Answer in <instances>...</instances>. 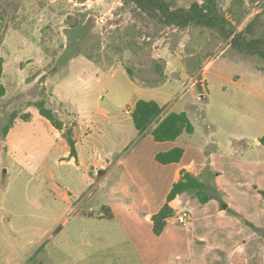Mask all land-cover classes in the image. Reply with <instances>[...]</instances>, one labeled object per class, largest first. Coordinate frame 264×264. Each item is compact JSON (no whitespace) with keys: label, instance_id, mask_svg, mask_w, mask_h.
<instances>
[{"label":"rangeland","instance_id":"1","mask_svg":"<svg viewBox=\"0 0 264 264\" xmlns=\"http://www.w3.org/2000/svg\"><path fill=\"white\" fill-rule=\"evenodd\" d=\"M169 1L188 8L205 0ZM215 1L234 33L253 22V37H264V0ZM229 39L204 26H167L129 0H0V81L6 90L0 99V264H180L169 245H155L152 221L145 220L166 202L164 184H142L145 194L130 189L129 196L122 194L121 210L101 217L102 206L115 202L109 199L112 187L134 185L126 169L134 177L151 169L146 159L137 174L131 165L143 135L135 138L128 127L125 109L135 97L129 76L147 85L168 78L184 81L186 86L175 92L174 112L185 111L195 132L183 133L178 141L207 157L232 154L235 161L228 169L242 178L239 162H260L257 172L264 169V145L256 142L264 136V62L233 48ZM182 66L191 80L179 76ZM112 67L120 72L107 83L104 76ZM94 73L104 81L88 94ZM41 101L63 122L64 140L67 130L74 142L75 135L86 134L83 122L89 125L93 113L124 123V135L112 127L102 130L104 137L93 134L100 150L112 154L113 166L86 180L82 167L66 164L63 146L54 132L48 134L49 123L39 114ZM13 114L12 126L23 130L17 132L15 154L2 135ZM79 147L87 162L85 145ZM214 183L218 196L209 201L221 206L226 192ZM243 197L252 200L248 193ZM229 214L249 226L245 216ZM178 215L187 216L185 226L176 221ZM201 220L189 208L174 209L166 232H185L194 255L207 263L232 264Z\"/></svg>","mask_w":264,"mask_h":264},{"label":"crops","instance_id":"2","mask_svg":"<svg viewBox=\"0 0 264 264\" xmlns=\"http://www.w3.org/2000/svg\"><path fill=\"white\" fill-rule=\"evenodd\" d=\"M119 72V69H117L116 67H112V71L107 72L106 76H104V79H107L106 82L108 83L117 74H119ZM93 75L95 76V79L94 82L91 83V85H88L90 87L86 90L88 94L90 93V89L94 91L95 84L97 85L104 81L101 80V82H99L100 78H98L95 73ZM181 75H184L185 77L189 76V74L184 71L183 66L180 67L179 76ZM189 78L190 80L192 79L190 76ZM183 82H176V80L172 81L171 78H168L165 81L147 85L133 81L132 78L130 80L129 76V83L127 82L128 88L131 90L132 94L135 97L133 101H128L127 105L131 106L130 111H132L134 103L138 99L154 100L159 104V106L163 108V114L165 115L169 112L174 111V108L178 105V102H176L177 95L175 92L178 90L180 85H182V87L186 86V83ZM80 88L82 89L83 87ZM198 96L202 97L201 94H199ZM81 101L83 102V104L87 103V99H82ZM181 111L183 110L176 112ZM75 113L77 112L75 111ZM127 117L129 118V121L131 123L128 124L130 132L134 134L135 138H138V131L133 125L131 113L128 114ZM38 121L42 120L39 119ZM47 122L49 123V125L46 124L45 127L47 128L48 134L51 135L54 132L56 136V143L58 142L63 146L61 147L63 150V157L68 158L66 164H75L78 168L82 167L84 170V178L86 180H93L92 172H97V174H100L101 168H105L108 170L113 166V163L111 162L112 154H110L109 151L105 153L104 151L100 150L98 146L99 143H96L93 134L97 133V135L104 137V133L102 130L112 127L115 129L120 128L121 131H118L122 133V135H124V123L119 120L115 121L113 118L104 114L102 115L93 113L92 117L89 118V125H87L86 121L83 122V125H86V128L89 129L87 133L83 136H81V133H78L80 135L79 137L77 135L74 136V138L76 139V156L71 157L70 149L68 148L66 140L62 138L59 130L55 129L49 121ZM15 125L16 123L9 129L6 135V141L9 145L10 151L9 153L12 154H15L16 140L18 138L17 132L20 131V134L23 132L22 129L16 131ZM79 127H81V125ZM142 138V140L140 139V149H138L137 152H133L132 154L133 157H135L136 155V160L132 162L131 165L137 166L134 171L137 174V171H142V168L139 164H144L146 159L151 166L150 171L145 172L142 176L134 177V175H130V171L126 169L128 173L127 175H129V179H131L134 185H131L128 188H125L122 184H120L116 188L112 187L108 191L110 193L109 199L114 200L115 202L113 203V205L106 204L103 206H108L110 209L113 208L111 209L112 212L121 210L123 208V205H125L124 203H122L124 202V197L122 196V194L129 196L130 189H133L135 191L138 190L140 194H145L144 188L142 186V184L145 183L164 184L166 188L165 194L167 196L173 183L179 179L181 170L185 169L195 175H198L202 172L207 162H209L212 169L217 171L215 177L217 184L222 188V191L226 192V194L224 195V202H222L221 206L214 200L208 201L206 203H200L196 198L187 199L184 206H182V199H174L173 201H171L170 205L177 211H180V209L184 207L189 208L192 213L199 214L202 218L201 228H208L209 235L212 237V239L215 238V240L218 242L217 246L219 248L221 247L225 250V253L228 255V257H230L232 264H264V238L254 230H252L249 226L245 225L242 220L238 219V216L229 214L230 210H233V212L236 211L242 216H245L246 219L252 222L255 226L264 229V198L259 192V190H264V169L261 168V170L257 172V169L259 167L257 165H261L260 162L250 163L239 162L238 160H236L241 164V166H245L244 169L240 166V169H242L244 172L241 178L239 177L238 172H235V170L230 172V170L228 169V164L234 163L235 161V158H233L232 154L228 158H223V156L221 157L219 154L216 156L215 153L210 152L209 157H207L202 155V149L195 148L196 150L192 151L190 150L191 147L189 144H181L178 141L179 138L174 141L158 142L154 140L150 132L145 136L143 135ZM185 138L186 136H184L183 139ZM60 140L61 142H59ZM256 142L258 144L264 145V142H261L260 140H257ZM80 144L82 146L85 145V149L89 154V159L87 162H85L82 158L79 147ZM175 147H182L184 149V153L179 162L160 164L155 160V156L157 153L168 151ZM126 148L127 147L123 149V155L118 157L117 161L124 156L127 150ZM217 153L218 152H216V154ZM100 156H103L102 160L100 159ZM59 162L60 164H65L64 161ZM106 174L107 171H104L103 176H106ZM163 177L165 179L168 178L167 182L163 181ZM67 190L68 192H72V189L70 187H67ZM238 193L240 194V196H238ZM246 193L252 195L251 201H249V198L243 197V194L245 195ZM64 198H69V195L65 193ZM126 209L128 211H131L129 205L126 207ZM90 214L91 213H89V216H91ZM151 217L152 213L148 212L146 214L145 220L147 222H150L152 221ZM166 229L167 227L165 226L160 236L155 235L158 240H156L154 243L155 245H169L172 251L173 259L176 262H181L180 264H210L203 259H199V256H197L196 254L194 255L191 250L192 242L187 238L185 232L172 229V233L166 232ZM218 252L220 253V250Z\"/></svg>","mask_w":264,"mask_h":264},{"label":"trees","instance_id":"3","mask_svg":"<svg viewBox=\"0 0 264 264\" xmlns=\"http://www.w3.org/2000/svg\"><path fill=\"white\" fill-rule=\"evenodd\" d=\"M136 9L153 14L158 20L167 26L187 27L190 25L204 26L215 30L223 38H230L229 43L244 54L258 55L264 62V37H253V22L249 23L239 32L234 33L230 20L219 10L215 0H205L203 3H193L188 8H179L169 0H129ZM3 71V58L0 56V75ZM131 74V71L128 69ZM5 87L0 81V99L5 95ZM39 114L44 117L57 130L63 129V122L56 117L51 109L45 107L43 101L37 104ZM25 117H28L27 115ZM131 118L133 125L140 135L149 131L154 140L158 142L174 141L183 133L192 134L194 126L185 111L169 112L163 114V108L154 100L138 99L132 108ZM12 121L2 129V135L6 137L12 127ZM67 144L70 148V156H76L75 142L71 137V130L64 132ZM264 142V136L260 140ZM184 149L175 147L168 151L159 152L155 160L160 164L177 163L181 160ZM216 172L209 162L198 175L185 169L180 171V177L175 181L166 196V202L152 215L153 233L158 236L164 230L167 220L173 216L174 209L170 205L174 199L189 197L198 198L200 203H206L211 198L217 197L219 191L214 183ZM264 198V190H259ZM185 201L182 200V206ZM101 217H113L108 206L101 208ZM254 231L264 236V229L259 228L244 220Z\"/></svg>","mask_w":264,"mask_h":264},{"label":"built area","instance_id":"4","mask_svg":"<svg viewBox=\"0 0 264 264\" xmlns=\"http://www.w3.org/2000/svg\"><path fill=\"white\" fill-rule=\"evenodd\" d=\"M125 112H126L127 114H130V113H131L130 108H129V107L126 108V109H125ZM175 219H176V221H177L179 224H181V225H185L186 222H187V216L178 215Z\"/></svg>","mask_w":264,"mask_h":264}]
</instances>
